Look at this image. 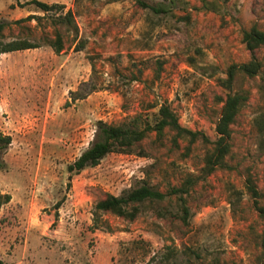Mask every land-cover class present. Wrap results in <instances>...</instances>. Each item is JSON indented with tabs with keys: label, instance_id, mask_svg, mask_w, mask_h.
Here are the masks:
<instances>
[{
	"label": "rangeland",
	"instance_id": "374dc122",
	"mask_svg": "<svg viewBox=\"0 0 264 264\" xmlns=\"http://www.w3.org/2000/svg\"><path fill=\"white\" fill-rule=\"evenodd\" d=\"M0 0L8 22L0 41L39 47L0 54V260L3 264H264V48L260 74L243 32L264 30V0ZM164 5L167 13L145 7ZM72 11L74 23L57 18ZM32 21L12 23L28 15ZM61 35L64 48L51 45ZM247 100L231 125L225 164L206 175L205 159L229 94ZM169 105L182 126L208 141L152 132L128 152L68 171L95 139L98 121H154ZM193 178L183 197L144 204L133 220L94 219L108 193L148 184L167 193ZM249 180L260 193L254 197ZM11 199L5 202V197ZM258 201V202H256Z\"/></svg>",
	"mask_w": 264,
	"mask_h": 264
},
{
	"label": "trees",
	"instance_id": "16d2710c",
	"mask_svg": "<svg viewBox=\"0 0 264 264\" xmlns=\"http://www.w3.org/2000/svg\"><path fill=\"white\" fill-rule=\"evenodd\" d=\"M30 3L35 4L43 12L62 11L63 4H49L41 0H31ZM145 7L150 8L155 13H167L169 10L164 5H148L141 1ZM72 11L68 10L57 18L61 23H74ZM37 18L36 15H28L24 18L17 19L12 23L22 24L25 21H32ZM8 22L0 19V37L3 31L8 27ZM243 42L250 51L251 60L239 65H232L228 71V78L224 81V86L231 89L235 75L242 72L248 76H256L261 73L263 64L258 58L257 52L264 48V30L253 25L243 32ZM56 52H60L63 48L61 35L51 44ZM39 45L26 38L13 39L7 42L0 41V54L8 53L32 48H38ZM247 100V96L243 93L229 94L222 109L221 116L217 123L216 132L218 138L213 141L211 152L206 156L204 171L206 175L211 174L217 167L225 164V158L231 151V125L235 122L241 107ZM257 126L262 133L261 146L264 147V115L259 117ZM166 129L176 132L178 137H189L192 142L202 139L208 141V137L198 131L190 130L182 126L178 116L167 104H162L154 121H151L149 115L142 120L135 117L132 121L111 124L104 121H98L95 139L91 145L68 166V171L72 173H80L87 167H95L100 164L101 160L112 152H128L132 147L142 142L150 133L155 132L160 138L165 134ZM2 146H7L11 142L10 136L0 134ZM193 178H188L180 187H173L167 193H163L148 184L124 191L121 195L108 193L104 198L99 200L95 206L94 219L97 221L102 213L111 212L117 216H121L130 220L135 219L140 213L144 204L148 202L164 201L168 196L177 195L183 202L184 217L189 214L186 206L184 195L188 194ZM248 188L252 191L254 197H259L260 193L252 181L249 180ZM10 195L5 197V202L10 201ZM258 202V201H256ZM2 202L0 201V204ZM259 210L264 216V206L259 205ZM264 245V239H263ZM0 264L3 262L0 260Z\"/></svg>",
	"mask_w": 264,
	"mask_h": 264
}]
</instances>
